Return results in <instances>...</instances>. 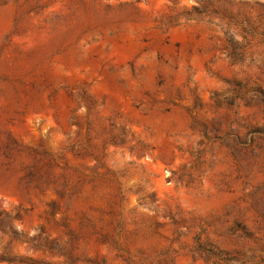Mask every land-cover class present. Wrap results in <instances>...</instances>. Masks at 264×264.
<instances>
[{
  "label": "rangeland",
  "instance_id": "1",
  "mask_svg": "<svg viewBox=\"0 0 264 264\" xmlns=\"http://www.w3.org/2000/svg\"><path fill=\"white\" fill-rule=\"evenodd\" d=\"M0 264H264V0H0Z\"/></svg>",
  "mask_w": 264,
  "mask_h": 264
}]
</instances>
